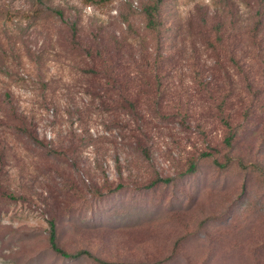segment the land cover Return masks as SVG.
Masks as SVG:
<instances>
[{"label": "rangeland", "instance_id": "1", "mask_svg": "<svg viewBox=\"0 0 264 264\" xmlns=\"http://www.w3.org/2000/svg\"><path fill=\"white\" fill-rule=\"evenodd\" d=\"M95 260L264 264V0H0V264Z\"/></svg>", "mask_w": 264, "mask_h": 264}, {"label": "trees", "instance_id": "2", "mask_svg": "<svg viewBox=\"0 0 264 264\" xmlns=\"http://www.w3.org/2000/svg\"><path fill=\"white\" fill-rule=\"evenodd\" d=\"M158 12H159V6L157 3H154L152 5L148 4L143 8V13L146 17V25L145 26L147 29L154 31L160 25L157 21ZM57 14H60V13L57 12ZM223 41H224L223 37H222V35H220V32L218 30V31H216L215 39H213L211 42H209L206 45H208L210 47V49H212V51L215 52V51H217V49L223 47V45H222ZM96 57L99 58L102 61V63L106 66L102 67V69H100L98 71L95 69L90 70L91 76H93V77H102L103 76V78L107 79L109 77V75H111L109 78H113L112 76H113L114 69L117 68V71H118L120 68L119 62H121V59L117 57V52L114 56L112 54H109V53L103 55L102 52H98ZM240 59H241V57L239 59H236L234 56L231 55L228 58V62L234 66H237ZM115 79H117V78H115ZM124 85H126V84H123V83L122 84H116L115 83V84H112L111 87L116 91H118V89L120 91V90H123ZM120 99L122 100V102L128 104L131 109H133V104L131 102L124 100L123 96L120 97ZM230 142H231V137H229L226 140L227 145H229ZM142 151L145 154V149H142ZM193 168H194V166H191L190 170L192 171ZM160 182H166L167 183L169 181L163 180V179H157L156 180V183H160ZM48 226H49V229H48L49 247L56 255L63 257V258H71V259L72 258H78L82 255H86L87 257H90V255L87 252H80L75 256H72V255L65 253L57 244L55 222L52 220L49 221ZM95 262H98L99 264H108V263H104V262L98 261V260H95Z\"/></svg>", "mask_w": 264, "mask_h": 264}]
</instances>
